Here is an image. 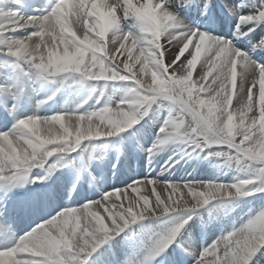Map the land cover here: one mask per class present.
Instances as JSON below:
<instances>
[{
  "label": "snow or ice",
  "instance_id": "1",
  "mask_svg": "<svg viewBox=\"0 0 264 264\" xmlns=\"http://www.w3.org/2000/svg\"><path fill=\"white\" fill-rule=\"evenodd\" d=\"M0 264H264V0H0Z\"/></svg>",
  "mask_w": 264,
  "mask_h": 264
},
{
  "label": "bare ground",
  "instance_id": "2",
  "mask_svg": "<svg viewBox=\"0 0 264 264\" xmlns=\"http://www.w3.org/2000/svg\"><path fill=\"white\" fill-rule=\"evenodd\" d=\"M78 35H82L80 32H78ZM196 72H199V65L197 66V70ZM196 77V73H194V79ZM211 78H209L210 80ZM140 160L144 161L142 158H140ZM129 175L131 176H134V177H146L149 175V170L146 171H140L138 174H135V173H128ZM211 174V170H208V171H197L195 169H192V168H189V169H186V170H181L179 172H176L174 173L173 175L169 176L168 178L170 180H173V181H176V182H181L182 180H187V179H190L192 177H196V178H206L208 175ZM151 175L153 177L159 175V168L155 165L153 167V171H151ZM230 178L229 177H225V179H228ZM110 184L111 183H115L117 186H122L121 182L116 180V181H113V182H109ZM159 190V189H158ZM147 194V193H145Z\"/></svg>",
  "mask_w": 264,
  "mask_h": 264
},
{
  "label": "rangeland",
  "instance_id": "3",
  "mask_svg": "<svg viewBox=\"0 0 264 264\" xmlns=\"http://www.w3.org/2000/svg\"><path fill=\"white\" fill-rule=\"evenodd\" d=\"M112 2V0H109V3H111ZM110 47H111V45H110ZM257 207H259V202L257 203V205H256ZM215 231V230H214Z\"/></svg>",
  "mask_w": 264,
  "mask_h": 264
}]
</instances>
